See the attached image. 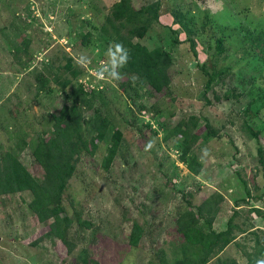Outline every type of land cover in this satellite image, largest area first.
<instances>
[{
  "label": "rangeland",
  "instance_id": "374dc122",
  "mask_svg": "<svg viewBox=\"0 0 264 264\" xmlns=\"http://www.w3.org/2000/svg\"><path fill=\"white\" fill-rule=\"evenodd\" d=\"M117 1L0 0V160L12 153L41 180L33 147L64 107L80 112L88 142L94 123H109L97 149L72 161L61 196L68 245L48 235L51 220L39 222L28 192L0 196V264H169L183 255L186 212L204 231L233 226L235 241L205 264H264V0H130L135 9L159 7L141 41L171 58L159 94L136 84L126 93L123 76L98 77L109 48L100 28ZM257 95L261 105L252 103ZM192 117L198 174L181 163V138L170 134ZM115 131L121 139L105 169ZM134 223L137 246L129 243Z\"/></svg>",
  "mask_w": 264,
  "mask_h": 264
},
{
  "label": "trees",
  "instance_id": "16d2710c",
  "mask_svg": "<svg viewBox=\"0 0 264 264\" xmlns=\"http://www.w3.org/2000/svg\"><path fill=\"white\" fill-rule=\"evenodd\" d=\"M158 11L157 3L135 9L131 6L130 0H118L112 5L109 15L105 18V24L100 28V32L106 38L109 46L114 42H119L128 51V62L120 70L123 76L121 87L126 93L135 92L133 84L147 87L155 94L163 92L169 86L170 56L165 51L149 49L141 43L148 34L152 22L158 20ZM86 36L89 34L84 36L85 40H88ZM135 39L137 42L134 41ZM222 41V39L217 40L218 54L222 50L220 49ZM67 66L70 70L71 65ZM202 69L208 75L207 86H209L213 77L207 73L205 67ZM79 73L73 71L71 78L76 79ZM71 83V79L59 82L60 90H65ZM85 92L86 95L93 93L88 88ZM260 97L257 95L256 100L252 103L261 105L263 97ZM82 120V116L75 106L64 107L59 115L54 117L50 137L48 139L39 138L33 147L32 156L35 165L44 174L41 180L27 170L12 153L5 154L0 160V196L28 192L31 196L28 203L29 208L36 214L39 222L45 223L51 220L48 235L56 238L65 246L68 245L66 232L70 220L68 216H62L61 196L74 171L72 161L82 150L92 152L97 149L98 144L103 142L107 134L109 124L105 117H102L98 123H94L91 129L95 132V136L88 142L82 137ZM196 126L197 121L192 117L187 123L181 121L170 133L181 138L182 147L179 151V158L192 174L199 173L197 158L191 155L192 147L201 137V134L195 133ZM207 134L213 135L214 133L208 132ZM120 139L121 133L115 131L111 136V144L106 148L107 154L103 161L105 169L113 161ZM258 153L262 155V150L258 149ZM83 224L88 226V223ZM178 224L184 237V243L176 254L182 253L183 255H180L182 258L177 257L169 264H205L216 250L220 252L235 241L231 230L233 228L231 221L227 223L225 230L214 231L210 228L209 231H204L197 223L193 213L186 212L180 217ZM208 226L210 227V223ZM141 234V228L134 223L129 235V243L132 246H137ZM82 262H85L84 259Z\"/></svg>",
  "mask_w": 264,
  "mask_h": 264
},
{
  "label": "clouds",
  "instance_id": "9594fccd",
  "mask_svg": "<svg viewBox=\"0 0 264 264\" xmlns=\"http://www.w3.org/2000/svg\"><path fill=\"white\" fill-rule=\"evenodd\" d=\"M107 56V66L100 67L98 72V77H106L112 81H119L122 79L121 69L126 66L129 55L127 49L124 48L122 43L114 42L109 46L106 53ZM80 61L82 64H87L90 62V59L87 55L81 54ZM152 142L149 141V147H151ZM204 155L207 156V151H204Z\"/></svg>",
  "mask_w": 264,
  "mask_h": 264
}]
</instances>
